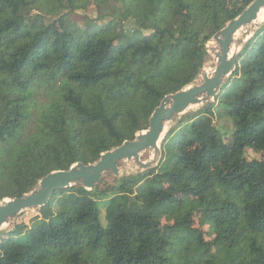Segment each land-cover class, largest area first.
I'll return each instance as SVG.
<instances>
[{"label":"trees","instance_id":"obj_1","mask_svg":"<svg viewBox=\"0 0 264 264\" xmlns=\"http://www.w3.org/2000/svg\"><path fill=\"white\" fill-rule=\"evenodd\" d=\"M253 1L0 0V202L147 130ZM94 5L100 23L75 21ZM34 210L0 234V264H264V26L214 102L172 126L156 168Z\"/></svg>","mask_w":264,"mask_h":264},{"label":"water","instance_id":"obj_2","mask_svg":"<svg viewBox=\"0 0 264 264\" xmlns=\"http://www.w3.org/2000/svg\"><path fill=\"white\" fill-rule=\"evenodd\" d=\"M263 8L264 0H254L238 17L229 21L212 37L207 44L208 54L211 55L212 45L213 49L216 47L219 49L213 73L206 74L204 64L193 83L174 94L167 95L154 110L147 130L137 133L133 140H126L121 146L104 152L92 164L85 165L80 162L72 165L68 170L53 171L43 177L30 192L21 197L0 202V234L11 225L17 216L47 206L59 191L75 186L95 191L97 186L102 184L106 174L110 173L120 178L119 164L121 162L133 161L141 172L156 168L162 159V143L175 120L196 107H203L214 102L233 75L236 70L237 57L255 35L256 29L251 32L247 30L243 37L245 42L241 48L240 44L235 41V36L241 29L251 26ZM200 77L203 78V82L197 84ZM148 151L153 153V159L142 161V154Z\"/></svg>","mask_w":264,"mask_h":264},{"label":"rangeland","instance_id":"obj_3","mask_svg":"<svg viewBox=\"0 0 264 264\" xmlns=\"http://www.w3.org/2000/svg\"><path fill=\"white\" fill-rule=\"evenodd\" d=\"M95 8H96V6L94 5V7H90V9L87 10V11H82V10L81 11H78L77 14L74 17L75 21H78V23H83V21H82L81 18H83L84 16H86L90 20L94 21L95 23H100V22L97 21L98 13L96 12V9ZM263 26L264 25H262L259 28H257L255 30V33L257 31H259L260 28L263 27ZM119 27L120 26H119L118 23L112 24V28L115 31L116 30L118 31L119 30ZM128 27H130V24H128ZM210 62H211V55L208 54V56L206 58L205 65L207 66L208 64H210ZM204 106H206V105H204ZM203 107H196V108L190 110L185 115L177 118L175 120V123L173 124V126L176 125V123L178 122V120H180L181 118L185 117L188 114L195 113V112H197L198 110H200ZM216 127H217V130L222 134L224 151L226 153L227 163H233L234 161H236L238 159H241L242 158V154H239L234 149L233 141H232V138L230 136L231 133H232V131H233L232 122L229 119H226V118H223V119H220V120H216ZM152 154L153 153L151 151H148V152L143 153L142 154V157H141L142 158V161H148L150 159V157L152 156ZM243 155H245V157L247 159H249V160H253V159H258L259 158V155L258 154L254 153V152H252L250 150L246 151V153H244ZM119 167H120V170H121L120 178H117L116 176H114V175H112L110 173L106 174L104 180H105L107 186H113L115 184V180L116 179H122V178L131 176V175H135V174H138V173L141 172V171H139L137 169V167H136V165H135V163L133 161L121 162L119 164ZM60 198H61V196H59L58 200H60ZM25 213H28L27 214L28 216L24 219V221H25L26 224L31 225V220L33 218H36V216H38V212H37V210H34L33 209V210L27 211ZM102 221H103V224L106 226L107 225V221H106L105 216H104V218H102ZM17 223H20V221H18V216L12 221V223H11L12 225L9 226V227H7L5 230L9 229L13 225H16ZM194 226H195L196 229H200L201 228L204 231H208V228L201 227L200 226L198 219H196ZM80 241H81V228H79V230H78V242H80Z\"/></svg>","mask_w":264,"mask_h":264},{"label":"bare ground","instance_id":"obj_4","mask_svg":"<svg viewBox=\"0 0 264 264\" xmlns=\"http://www.w3.org/2000/svg\"><path fill=\"white\" fill-rule=\"evenodd\" d=\"M262 24H264V8L261 10L260 14L258 15V18L254 21V23L251 26H249L246 29H241L236 34L235 41L240 44V48H241L242 44L245 42V39H243V37H244V34L247 32V30H249L251 32V31L257 29ZM218 54H219V49L217 47L213 49V45H212L211 46V62H210V64H208L206 66V69H205L206 70L205 71L206 74L213 73V70H214L213 67L217 63V56H218ZM202 82H203V78L200 77L196 83L197 84H201ZM150 158H151L150 160H152L153 159V155Z\"/></svg>","mask_w":264,"mask_h":264}]
</instances>
